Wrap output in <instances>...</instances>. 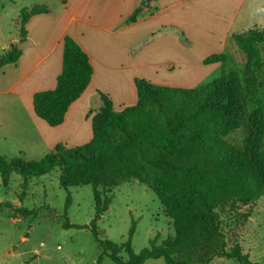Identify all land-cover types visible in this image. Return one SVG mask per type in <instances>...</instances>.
I'll list each match as a JSON object with an SVG mask.
<instances>
[{
	"label": "trees",
	"instance_id": "16d2710c",
	"mask_svg": "<svg viewBox=\"0 0 264 264\" xmlns=\"http://www.w3.org/2000/svg\"><path fill=\"white\" fill-rule=\"evenodd\" d=\"M144 3L129 18L135 22ZM47 7L36 6L30 12L22 10L24 24L34 15L47 13ZM229 44L249 53L246 75L254 85L263 65L258 47L264 44V33L257 28L234 33ZM62 72L53 90L37 92L33 96L36 115L51 127L61 125L69 107L84 93L91 82L93 67L87 53L70 36L63 41ZM21 50L13 45L0 57V70L16 64ZM226 53L214 54L204 60L206 65L226 62ZM236 92L242 90L239 77L230 73L225 77ZM138 102L134 106L115 111L111 100L102 96L107 108L93 115L92 140L82 146L67 148L57 145L41 161H27L22 157L7 159L0 154V176L5 186L16 173L24 178L23 189L35 177L59 168L60 186L64 189L91 185L95 199V215L87 226L65 223V227L88 228L99 243L103 255L114 264H145L163 259L166 264H191L178 259L179 240L167 239L161 245L155 240L136 253L130 239L123 249L127 259L119 254V246L100 238L97 221L109 210V192L121 180L135 179L149 186L159 197L165 212L174 220L181 235L185 227H197L202 218L228 200L255 201L264 195V149L251 130L240 150L230 146L226 137L242 126V118H225L221 111L222 86L218 81L195 88L157 86L145 79L135 80ZM253 156L261 165L253 164ZM154 171L153 182L145 170ZM8 205H0L5 207ZM10 207V206H8ZM16 213L29 215L28 209L14 208ZM121 247V246H120ZM220 255L235 259L239 264H259L243 254L238 246Z\"/></svg>",
	"mask_w": 264,
	"mask_h": 264
},
{
	"label": "crops",
	"instance_id": "0c3cea01",
	"mask_svg": "<svg viewBox=\"0 0 264 264\" xmlns=\"http://www.w3.org/2000/svg\"><path fill=\"white\" fill-rule=\"evenodd\" d=\"M142 3L140 15L129 23ZM37 5L49 12L31 16L23 32L20 15L19 30L7 38L0 30V57L13 45L21 50L16 64L0 70V154L7 159L40 161L57 145L89 143L92 110L102 96L115 111L134 106L136 79L186 89L207 83L221 66L204 60L224 53L230 37L248 16L260 13L264 0H42ZM66 36L87 53L93 75L64 122L51 127L36 115L33 96L56 87Z\"/></svg>",
	"mask_w": 264,
	"mask_h": 264
},
{
	"label": "rangeland",
	"instance_id": "374dc122",
	"mask_svg": "<svg viewBox=\"0 0 264 264\" xmlns=\"http://www.w3.org/2000/svg\"><path fill=\"white\" fill-rule=\"evenodd\" d=\"M42 0H0V30L7 38L17 27L15 20L22 9L30 12ZM47 7V6H45ZM49 12V8L47 7ZM21 12V14H20ZM47 12V13H48ZM21 17V22H22ZM257 28L264 33V6L260 13L248 16L237 30L242 33ZM264 66V44L258 47ZM226 62L206 82L218 81L222 86L221 111L225 118H242V126L230 133L226 140L240 150L252 130L264 149V67L258 72L254 85L248 84L246 75L249 53L235 44L225 52ZM236 74L242 90L236 92L225 80ZM107 108L104 100L92 110L102 114ZM18 156H9L14 158ZM35 159H41L35 158ZM253 164L261 165L253 156ZM39 161V160H38ZM41 161V160H40ZM147 177L153 182L154 171L147 168ZM60 169L35 177L24 191V178L12 174L8 186L0 176V264H114L103 255L92 232L83 227H65V223L87 226L95 215V199L91 185L64 189L60 186ZM112 198L109 210L97 221L100 238L119 246V256L127 255L123 249L130 239L138 253L155 240L161 245L167 239L179 240L177 258L191 264H239L235 259L220 255L238 246L254 263L264 264V195L255 201L228 200L214 210L213 215L202 218L197 227H185L178 237L174 220L165 212L158 195L147 185L135 179L121 180L108 194ZM14 208L28 209L29 215L16 213ZM121 246V247H120ZM145 264H166L163 259L149 260Z\"/></svg>",
	"mask_w": 264,
	"mask_h": 264
},
{
	"label": "water",
	"instance_id": "95a60500",
	"mask_svg": "<svg viewBox=\"0 0 264 264\" xmlns=\"http://www.w3.org/2000/svg\"><path fill=\"white\" fill-rule=\"evenodd\" d=\"M146 1H148V0H146Z\"/></svg>",
	"mask_w": 264,
	"mask_h": 264
}]
</instances>
